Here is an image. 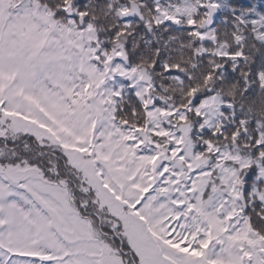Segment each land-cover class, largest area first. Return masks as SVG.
Masks as SVG:
<instances>
[{
    "label": "snow or ice",
    "instance_id": "obj_1",
    "mask_svg": "<svg viewBox=\"0 0 264 264\" xmlns=\"http://www.w3.org/2000/svg\"><path fill=\"white\" fill-rule=\"evenodd\" d=\"M0 264H264V0H0Z\"/></svg>",
    "mask_w": 264,
    "mask_h": 264
}]
</instances>
